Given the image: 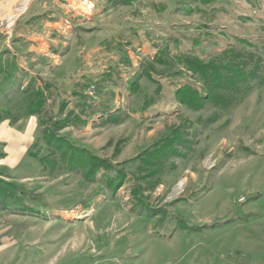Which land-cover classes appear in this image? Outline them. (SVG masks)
<instances>
[{
  "label": "rangeland",
  "instance_id": "1",
  "mask_svg": "<svg viewBox=\"0 0 264 264\" xmlns=\"http://www.w3.org/2000/svg\"><path fill=\"white\" fill-rule=\"evenodd\" d=\"M26 3L0 17V264H264V86L176 95H203L184 57L264 72V0Z\"/></svg>",
  "mask_w": 264,
  "mask_h": 264
},
{
  "label": "trees",
  "instance_id": "2",
  "mask_svg": "<svg viewBox=\"0 0 264 264\" xmlns=\"http://www.w3.org/2000/svg\"><path fill=\"white\" fill-rule=\"evenodd\" d=\"M262 48L260 53L264 54V44H262ZM253 57L252 53L242 55L237 53L233 58L226 61L210 60L208 62L184 57L183 62L188 69L199 75L203 84V95L198 94L196 89L183 86L177 89V97L182 103L193 108H200L202 100L224 107L235 105L252 89V82L264 86V72L259 63L260 57H256L255 60H253ZM57 139L66 147L74 148L66 139L62 137H57ZM154 150L157 149L152 150V157L155 155L160 156L159 151L154 153ZM81 151L80 156L82 159L85 158V162L87 161L84 168H87L89 172L99 168L116 172V175L105 177V182L108 186L117 190L123 180V177H120V170L117 169V165H113L96 155L87 156L82 149ZM137 187H140V185L137 184Z\"/></svg>",
  "mask_w": 264,
  "mask_h": 264
},
{
  "label": "bare ground",
  "instance_id": "3",
  "mask_svg": "<svg viewBox=\"0 0 264 264\" xmlns=\"http://www.w3.org/2000/svg\"><path fill=\"white\" fill-rule=\"evenodd\" d=\"M4 0H2V2L0 3V17H4V16H8L6 18L7 23H9L12 20V16H14L13 14L15 13L16 9L18 8V4L19 2L23 4H25L26 2H28V0H20L19 2H17L16 4L11 3L12 8L9 11H6L3 7H2V3ZM16 2V1H15ZM27 4V3H26ZM3 6H5V4H3ZM8 6V5H7ZM22 11V10H21ZM19 13V12H18Z\"/></svg>",
  "mask_w": 264,
  "mask_h": 264
}]
</instances>
